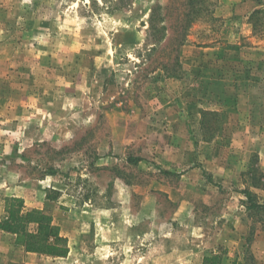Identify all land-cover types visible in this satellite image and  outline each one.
I'll list each match as a JSON object with an SVG mask.
<instances>
[{
	"label": "rangeland",
	"instance_id": "374dc122",
	"mask_svg": "<svg viewBox=\"0 0 264 264\" xmlns=\"http://www.w3.org/2000/svg\"><path fill=\"white\" fill-rule=\"evenodd\" d=\"M246 189L264 204V0H0V214L70 246L0 229V264H264Z\"/></svg>",
	"mask_w": 264,
	"mask_h": 264
},
{
	"label": "trees",
	"instance_id": "16d2710c",
	"mask_svg": "<svg viewBox=\"0 0 264 264\" xmlns=\"http://www.w3.org/2000/svg\"><path fill=\"white\" fill-rule=\"evenodd\" d=\"M262 10L256 9L251 15L249 22L253 27V32L258 30V14ZM156 44V43H153ZM205 112L203 111V115ZM248 198V210L263 208L254 199V194L249 190H244ZM5 215L0 214V229L12 234L25 236V250L31 253L43 254L52 257H67L70 252L69 239L61 234L60 226L54 223L53 216L44 209L24 206L22 199L17 197L5 198ZM34 225V229L30 226ZM222 257L219 254L205 257L206 264H221Z\"/></svg>",
	"mask_w": 264,
	"mask_h": 264
},
{
	"label": "crops",
	"instance_id": "0c3cea01",
	"mask_svg": "<svg viewBox=\"0 0 264 264\" xmlns=\"http://www.w3.org/2000/svg\"><path fill=\"white\" fill-rule=\"evenodd\" d=\"M251 24V23H250ZM252 29H253V27H252Z\"/></svg>",
	"mask_w": 264,
	"mask_h": 264
}]
</instances>
